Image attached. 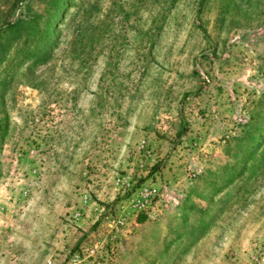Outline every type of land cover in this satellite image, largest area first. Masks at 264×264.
Wrapping results in <instances>:
<instances>
[{"label": "rangeland", "instance_id": "obj_1", "mask_svg": "<svg viewBox=\"0 0 264 264\" xmlns=\"http://www.w3.org/2000/svg\"><path fill=\"white\" fill-rule=\"evenodd\" d=\"M50 4L0 0V264H264V0Z\"/></svg>", "mask_w": 264, "mask_h": 264}, {"label": "built area", "instance_id": "obj_2", "mask_svg": "<svg viewBox=\"0 0 264 264\" xmlns=\"http://www.w3.org/2000/svg\"><path fill=\"white\" fill-rule=\"evenodd\" d=\"M154 195H155V190L145 189L143 191L142 200H139L138 202H136L135 206L138 209H142V208L147 207L151 203V200L153 199Z\"/></svg>", "mask_w": 264, "mask_h": 264}, {"label": "trees", "instance_id": "obj_3", "mask_svg": "<svg viewBox=\"0 0 264 264\" xmlns=\"http://www.w3.org/2000/svg\"><path fill=\"white\" fill-rule=\"evenodd\" d=\"M64 0H51V4L49 5V7H56V8H60V6H62ZM53 22H50L48 19V22L46 21V23L44 24V28H43V32L41 35V38L43 36H46L48 34H50V29L52 26ZM144 217L139 218V221H143Z\"/></svg>", "mask_w": 264, "mask_h": 264}]
</instances>
